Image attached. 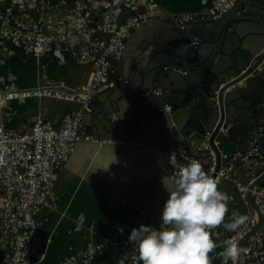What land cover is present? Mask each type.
Here are the masks:
<instances>
[{"label":"built area","instance_id":"built-area-1","mask_svg":"<svg viewBox=\"0 0 264 264\" xmlns=\"http://www.w3.org/2000/svg\"><path fill=\"white\" fill-rule=\"evenodd\" d=\"M236 1L201 0L202 6H209L208 11L179 14L176 24L183 31L188 24L206 21L209 16L217 20L233 10ZM123 6L133 13L121 19ZM156 10L157 0H146L141 8H138L136 0H78L72 5L50 0H0V43L16 46L25 54L37 58L57 50L92 69L88 83L79 88L43 85L0 90V111L7 110L13 103L31 99H56L78 106L57 127L42 115L36 116L29 125L21 124L15 128H7L0 123V196L5 205L0 213V242H6L7 264L40 263L42 256L39 254L37 232L42 223L38 216L43 210H59L60 199L55 193V184L80 144L99 148L121 146L163 150L167 156L176 151L179 164L197 159L208 175L219 180V185L222 181L232 182L249 208L248 184L235 176L236 163L264 167V133L261 131L249 143L245 153L220 151L219 155L208 143H204L197 152L190 153L184 145L170 151L158 144L100 138L85 131L86 116L94 97L116 88L118 82H126L123 77L113 79V61L123 56L127 41L141 22L147 21ZM199 43L195 38L192 45L198 46ZM149 95L150 92L141 94V97ZM166 110L170 111V107ZM106 201L117 210L125 205L114 196H107ZM255 203L263 217V225L260 232L243 247L246 251L238 257L237 264H264V184L255 191ZM246 216L245 224L234 232L229 231L233 233L229 239L238 243L254 227L256 215L249 210ZM161 217L162 214L153 216L156 230H160ZM230 220L225 217V223ZM224 231L228 230L221 226L213 230V235L216 237ZM119 234L118 230L114 232V236ZM110 245L111 241L106 240L102 244L89 243L79 250L70 247V254L61 264H92L95 257L104 253ZM121 245L123 254L117 264H136L134 257L138 253L129 242V236L121 240ZM35 257L40 260L35 262ZM212 264H223V260L212 259Z\"/></svg>","mask_w":264,"mask_h":264},{"label":"water","instance_id":"water-1","mask_svg":"<svg viewBox=\"0 0 264 264\" xmlns=\"http://www.w3.org/2000/svg\"><path fill=\"white\" fill-rule=\"evenodd\" d=\"M176 22L177 15L157 12L141 22L123 56L112 63L113 79L126 82L91 103L87 114L92 132L128 141L144 140L148 132L153 145L170 151L184 145L195 153L208 143L218 155L228 149L245 153L258 132L264 133V0H237L217 20L209 16L183 31ZM195 38L198 46L192 45ZM159 151L167 164L166 152ZM236 167L254 172L246 184L256 223L239 240L243 248L263 225L255 191L264 184V167L243 162ZM168 168L170 175L173 168Z\"/></svg>","mask_w":264,"mask_h":264},{"label":"crops","instance_id":"crops-1","mask_svg":"<svg viewBox=\"0 0 264 264\" xmlns=\"http://www.w3.org/2000/svg\"><path fill=\"white\" fill-rule=\"evenodd\" d=\"M145 1L136 0L138 8L143 7ZM127 6H123L121 19L133 13ZM208 9L209 6H202L201 0H157L154 14H200ZM13 51L21 54L14 55ZM91 73L89 65L77 63L67 53L52 50L37 58L16 46L0 43V90L43 85L79 88L88 83ZM77 108L75 104L53 99H31L13 103L7 110L0 111V123L15 128L21 124L29 125L36 116L42 115L57 127ZM88 117L87 114L85 131L96 135L92 132L94 128L89 126ZM146 135L147 138L140 141L152 143L148 132ZM169 144V147L174 145ZM136 148L131 147L125 152L110 146L99 148L87 144L76 148L55 184L54 190L60 199L59 210H43L38 216L42 223L37 232L42 259L35 257V262L61 264L70 254V247L79 250L89 243L102 244L110 240L109 248L97 255L92 264H117L123 254L121 240L130 236L133 228L140 225L156 227L153 216L163 213L169 198L161 180L168 175L170 166L162 164L163 154L159 150ZM252 175L253 171L246 167L235 170V176L245 184ZM218 188L230 197L227 218L231 219L233 212L243 215L249 212L232 182L222 181ZM107 196H114L125 205L117 210L106 201ZM116 230L120 233L118 236H114ZM230 234L232 232L224 231L213 238L220 244L219 239H229ZM5 245L6 242H0V260L1 256L8 258ZM221 251L223 249L218 247L211 254L212 259L222 260Z\"/></svg>","mask_w":264,"mask_h":264},{"label":"clouds","instance_id":"clouds-1","mask_svg":"<svg viewBox=\"0 0 264 264\" xmlns=\"http://www.w3.org/2000/svg\"><path fill=\"white\" fill-rule=\"evenodd\" d=\"M167 160L174 171L161 180L169 198L160 230L141 225L129 236L138 253L136 264H212L210 254L217 247L223 249L219 253L223 264H236L246 249L233 239L218 245L213 230L223 226L234 232L248 217L233 212L230 222L225 223L230 197L219 190V180L208 175L199 160L179 164L176 151L169 153Z\"/></svg>","mask_w":264,"mask_h":264},{"label":"rangeland","instance_id":"rangeland-1","mask_svg":"<svg viewBox=\"0 0 264 264\" xmlns=\"http://www.w3.org/2000/svg\"><path fill=\"white\" fill-rule=\"evenodd\" d=\"M17 51V50H16ZM16 51H13L12 52V54H14V55H18V54H21V53H18V52H16ZM13 55V56H14ZM14 57H17V56H14ZM254 173V172H253ZM4 201L2 200V198H1V196H0V213L2 212V210H3V208H4ZM6 260H7V257H5V256H1V260H0V263H2V264H7L6 263Z\"/></svg>","mask_w":264,"mask_h":264},{"label":"trees","instance_id":"trees-1","mask_svg":"<svg viewBox=\"0 0 264 264\" xmlns=\"http://www.w3.org/2000/svg\"><path fill=\"white\" fill-rule=\"evenodd\" d=\"M51 2H54V3H56V2H61V1H64V2H66V3H68V4H70V5H72V4H74L75 2H77L78 0H50ZM128 15V14H127ZM131 14H129L128 16H130ZM127 17V16H126ZM53 100H56V99H53ZM58 101H60V100H58ZM63 102H65V101H63ZM65 103H68V102H65ZM69 104V103H68ZM233 234V233H232ZM232 234H230L229 235V237L230 236H232ZM214 240H217V238H213ZM220 241H222L223 239H219Z\"/></svg>","mask_w":264,"mask_h":264}]
</instances>
